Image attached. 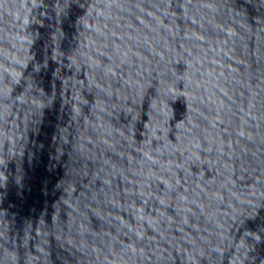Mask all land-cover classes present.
Masks as SVG:
<instances>
[{
    "label": "water",
    "instance_id": "1",
    "mask_svg": "<svg viewBox=\"0 0 264 264\" xmlns=\"http://www.w3.org/2000/svg\"><path fill=\"white\" fill-rule=\"evenodd\" d=\"M0 264H264V0H0Z\"/></svg>",
    "mask_w": 264,
    "mask_h": 264
}]
</instances>
